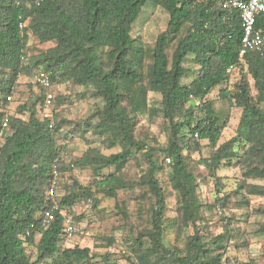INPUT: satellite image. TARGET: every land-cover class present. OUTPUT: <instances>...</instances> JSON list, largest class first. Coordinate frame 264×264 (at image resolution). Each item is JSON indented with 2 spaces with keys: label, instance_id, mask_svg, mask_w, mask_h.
I'll return each instance as SVG.
<instances>
[{
  "label": "trees",
  "instance_id": "1",
  "mask_svg": "<svg viewBox=\"0 0 264 264\" xmlns=\"http://www.w3.org/2000/svg\"><path fill=\"white\" fill-rule=\"evenodd\" d=\"M147 4L164 10L168 18L143 71L135 61L143 49L131 32ZM255 29L264 34L262 16L256 18ZM29 36L39 45L52 46L30 49ZM241 37L239 12L223 9L221 0H0V126L8 116V132L0 142V264H117L107 253L62 246L59 214L42 225V211L50 205L46 189L54 172L65 170L61 158L65 147L57 143L62 127L53 117L38 118L39 108L44 109L40 87L35 100L17 107L19 116L6 109L18 79L35 71L49 72L52 84L70 81L91 91L101 106L75 124V132L81 138L90 132L104 149H118L104 155L89 142L72 161L74 168L88 169L93 176L92 186L72 181L57 195V204L74 225L81 216L72 211L80 201L96 207V192L116 199L119 191L138 189L149 202L148 217L146 227L128 243L129 264H224V252L231 242L236 244L237 233L226 217L222 233L202 232L210 206L198 195L194 165L204 167L215 181L216 194L221 187L216 172L237 165L243 177L236 191L239 201L247 202L244 191L264 197V186L245 185L247 179L264 182V56L252 52L240 58ZM188 58L197 72L184 84L192 75ZM228 67L233 68L231 75ZM141 82L145 85L136 86ZM217 87L223 88L221 99L240 110L234 135L220 144L226 121L208 99ZM150 93L160 97L157 108L149 105ZM150 111L165 125L161 162L152 155L154 147L134 133L138 116ZM202 141L212 151L194 162L191 155L200 152ZM131 160L142 165L136 180L124 173ZM165 168L175 193L176 216L171 219L165 216L166 198L158 180ZM225 204V199H216L213 207ZM118 209L125 212V206ZM256 213L264 217V206ZM123 216L128 219L126 212ZM260 228L264 232V224ZM167 230L183 238L181 249L164 244ZM103 241L108 247L114 244L112 238Z\"/></svg>",
  "mask_w": 264,
  "mask_h": 264
},
{
  "label": "rangeland",
  "instance_id": "2",
  "mask_svg": "<svg viewBox=\"0 0 264 264\" xmlns=\"http://www.w3.org/2000/svg\"><path fill=\"white\" fill-rule=\"evenodd\" d=\"M167 18L164 10L157 7L153 8L147 4L133 25L131 35L139 39L138 44L143 49L142 56L135 58V61L143 71H145L147 62L151 58L153 42L156 36L165 29ZM175 44L176 41L169 44L168 56H171ZM28 46L33 50H43L52 45L49 43L39 45L32 36H29ZM186 66L191 68L192 75L182 81L184 84L189 83L197 72V67L192 63L191 58H188ZM32 77L22 76L18 79L14 94L6 108L10 115L19 116L16 114L17 107L32 102L40 95L39 89L32 82ZM234 77H231L232 83L235 80ZM144 85L145 83L141 82L136 86ZM221 89L223 88H215L208 96L212 108L219 115L221 121H226L218 144L227 141L234 135L240 117L239 109L230 106L224 99H221L219 95ZM52 92L55 95L53 105L43 110L38 107V118L53 117L54 122L62 127L57 136L58 145L65 147L61 155L65 170H60L57 175L59 183L57 195L60 196L64 187L71 186L72 181L77 182L82 187L92 186V173L88 169L79 170L72 166V161L83 154L88 148L89 142H92L91 146L97 147L104 155L116 153L118 149H104L98 139L92 136L90 132H86L84 138L75 132V124L79 121L82 124L101 106V102L91 96V91L70 81H63L54 83ZM148 98L150 107L157 108L160 97L150 93ZM22 117L27 118V115ZM134 133L137 138L146 140L149 146L154 147L155 150L152 155L161 162L163 156L159 150L166 143L165 125L161 117L153 111L139 115ZM64 136L66 137L64 138ZM201 145L200 152L191 155L194 162L201 158H208L212 151L207 141H202ZM194 166L198 195L202 203L210 206V211L205 214L206 219L202 232L214 236L222 233L225 224L224 217H226L230 218L231 227L234 229L233 233H237L236 244L231 242L224 252V264H264V232L260 228L264 224V217L256 213V209L264 206V197L248 195L244 191L247 202L241 203L239 201L236 191L238 185L243 182V177L237 165L230 168H220L216 172V177L219 178L221 184L219 194H216L215 181L209 176L205 168L199 165ZM140 168L142 165L138 166L136 161L131 160L124 167V173L130 180H136L140 175ZM166 171L167 168L158 174V180L166 198L165 216L171 219L176 216L175 193L169 185ZM245 185L247 188L262 187L264 182L247 179ZM94 196L98 199L96 207L80 201L73 208L72 215H80L81 217L80 221H75V236L67 246L89 248L92 253L98 255L107 253L115 263L129 264L125 257L130 255L128 243L136 235L135 233L146 227L149 202L141 198V191L138 189L119 191L116 199L106 198L97 192ZM216 199H225L226 204L223 207L221 205L220 207L219 205L213 207L214 204L216 205ZM117 206H125L128 219H124L125 212L121 213ZM109 238L114 240L112 247H108L103 241V239ZM38 239L39 236L35 238V241L37 242ZM182 240L183 238L175 230H167L164 235L166 246L181 249L183 247ZM28 254L34 259L33 248L28 249ZM95 261H98V258ZM43 264H49V262Z\"/></svg>",
  "mask_w": 264,
  "mask_h": 264
},
{
  "label": "built area",
  "instance_id": "3",
  "mask_svg": "<svg viewBox=\"0 0 264 264\" xmlns=\"http://www.w3.org/2000/svg\"><path fill=\"white\" fill-rule=\"evenodd\" d=\"M222 8L225 10H236L239 12L242 26V37L240 43L239 57L243 58L247 53H259L264 56V34L262 31L255 29L256 18H264V0H221ZM22 25H20L21 27ZM233 68H226L227 74H232ZM51 74L45 71H39L32 77V82L36 87L43 89L44 104L43 108L47 109L52 106L54 94L52 92L53 84L50 81ZM7 101H11L7 97ZM8 132V116L5 115L0 126V142ZM197 137V134L194 135ZM169 163V159H165ZM58 174L54 172L49 186L46 189V197L50 201L47 209L42 211V225L45 226L54 221L57 214L63 218L64 235L61 241L62 246H67L73 240L76 232L75 225L67 215L66 211L57 204Z\"/></svg>",
  "mask_w": 264,
  "mask_h": 264
}]
</instances>
